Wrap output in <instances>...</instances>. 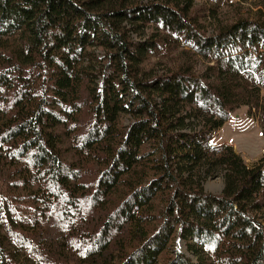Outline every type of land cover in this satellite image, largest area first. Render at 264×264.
I'll return each instance as SVG.
<instances>
[{"label":"trees","instance_id":"trees-1","mask_svg":"<svg viewBox=\"0 0 264 264\" xmlns=\"http://www.w3.org/2000/svg\"><path fill=\"white\" fill-rule=\"evenodd\" d=\"M196 1L235 0H0V264H264V168L214 145L264 121V16Z\"/></svg>","mask_w":264,"mask_h":264},{"label":"rangeland","instance_id":"rangeland-1","mask_svg":"<svg viewBox=\"0 0 264 264\" xmlns=\"http://www.w3.org/2000/svg\"><path fill=\"white\" fill-rule=\"evenodd\" d=\"M208 7H211L210 3L196 1L192 13L202 17H208ZM217 14L218 16H215V18L208 17L202 20L205 22V30L209 36L214 35L219 28L230 26L240 19L258 20L264 16V0H255L248 3H241L235 0L229 5L221 7ZM150 33L151 30L145 32L142 39L146 40ZM134 39L138 40L139 38L134 36ZM178 53V51L175 52L169 59L160 61L150 60L144 66V71L153 75H164L176 70L183 63ZM98 55L102 56L100 51H98ZM205 65V63L200 61L196 72L200 73ZM262 118L263 116L257 112H253L250 115L246 108L236 111L220 132L217 133L214 145H226L233 148L234 152L244 160L249 168L259 166L264 168V121ZM123 124L126 127L129 126L130 119L124 118ZM224 187L223 175L209 179L204 184L205 191L216 196L222 195ZM175 251H180L188 255L184 244L177 241L172 246L171 253H166L163 256L161 264H164V261L171 257L170 255H174Z\"/></svg>","mask_w":264,"mask_h":264}]
</instances>
